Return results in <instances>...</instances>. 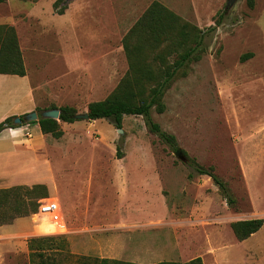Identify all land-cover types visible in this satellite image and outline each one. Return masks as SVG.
Listing matches in <instances>:
<instances>
[{
  "label": "rangeland",
  "instance_id": "obj_1",
  "mask_svg": "<svg viewBox=\"0 0 264 264\" xmlns=\"http://www.w3.org/2000/svg\"><path fill=\"white\" fill-rule=\"evenodd\" d=\"M57 1L0 3V26L15 30L26 70L25 78L0 75V122L52 107L83 114L116 89L106 80L113 53L94 39L80 34L81 64L63 61L65 43L81 28L95 32L104 9L112 27L123 19L124 32L157 1L204 31L205 52L176 72L162 98L164 112L150 110L174 146L141 116H124L120 129L108 120L58 122L59 139L26 122L0 134V190L43 187L26 199L36 203L35 213L4 225L0 264H30L27 240L34 237L53 239L58 250L47 259L55 264L186 263L197 257L203 264H264V224L244 241L230 227L264 222V0H254L252 9L237 0L227 10L228 0ZM125 7L130 14L123 17ZM175 51L166 64L181 49ZM178 149L185 161L175 155ZM197 166L213 170L233 205ZM44 199L59 202L65 233L38 214Z\"/></svg>",
  "mask_w": 264,
  "mask_h": 264
},
{
  "label": "trees",
  "instance_id": "obj_2",
  "mask_svg": "<svg viewBox=\"0 0 264 264\" xmlns=\"http://www.w3.org/2000/svg\"><path fill=\"white\" fill-rule=\"evenodd\" d=\"M59 1L55 4H59ZM2 2L4 0H0V3ZM246 3L248 8L254 7V0H247ZM64 9L58 14L61 15ZM220 24L221 16L215 21V25L209 29V32L215 31V28ZM122 46L128 62V71L116 89L105 100L88 105L89 120H108L113 126L120 129L124 116H141L145 119L146 125L152 133L156 134L161 141L174 146L175 138L163 132L159 125L151 121L150 110L155 108L159 114H162L165 108L162 98L176 72L186 64L200 60L201 55L205 52L204 31L183 21L164 5L154 1L124 36ZM177 48L181 49L177 59L170 65L166 64V57L176 52ZM150 56L151 60L148 62ZM251 57L252 54L249 53L243 55L240 60L244 62ZM0 75L20 78L26 75L15 30L7 25L0 26ZM51 109L57 108L52 107L49 110ZM58 109L60 111L59 121L44 119L39 115L37 121L28 124L38 125L42 134H49L55 139H59L63 133L58 122L73 123L76 121L73 118L76 112L67 106ZM14 119L15 117H7L0 122V134L7 129L20 127L13 124ZM197 173L208 176L228 204L233 205L235 203L225 183L214 174L211 168L206 170L197 166ZM40 188L43 187H14L0 190V227L11 224L17 218L35 213L37 210L36 203L26 199H30ZM263 224L262 219H250L233 222L230 227L236 239L244 241L257 233ZM52 242L51 237L28 239L27 248L30 252V264H55L47 259L48 252L58 250ZM98 264L119 263L102 259ZM158 264L203 263L201 258L197 257L186 263L161 262Z\"/></svg>",
  "mask_w": 264,
  "mask_h": 264
},
{
  "label": "crops",
  "instance_id": "obj_3",
  "mask_svg": "<svg viewBox=\"0 0 264 264\" xmlns=\"http://www.w3.org/2000/svg\"><path fill=\"white\" fill-rule=\"evenodd\" d=\"M104 10L106 14L104 19L102 21H100V18L97 21L95 20L96 22L94 25L95 32L89 31L87 29L85 30V28L83 29L81 28L78 34L73 35L72 39H74V41L72 42L69 41L65 43L64 50H63V53H64L63 61L72 62L73 65H76L78 63L81 64L83 60L82 52L78 51L80 47L79 40H81L80 34L83 38H86L88 40L94 39L93 41H96L95 43H97L98 45H102L104 49L108 50L111 54L113 53L111 66L106 71V80H107V83L110 85H118L120 80L124 77V75L126 74V71L128 70L127 58H126V54L124 52V48L121 42L124 36L128 33V31L130 30L132 26L126 31L121 32L123 23H124L123 19H121L117 24H115L114 27H112L113 24H110L111 23L110 21H113V18L111 17L112 15H109L110 13L109 10L107 9H104ZM112 10L114 9H111V12ZM124 14H127V15L130 14L129 9L126 7L123 10V17H124ZM96 16H98V14H96ZM114 21L116 23L117 16L116 18H114ZM111 41H114L116 43H114V45H109ZM106 43L108 45H105ZM94 52H97V50H95ZM107 61H109V59H107ZM27 93H28V90H27ZM3 228H5V226L0 227V233H3V232L6 233L3 230ZM0 239H3V237H1Z\"/></svg>",
  "mask_w": 264,
  "mask_h": 264
},
{
  "label": "water",
  "instance_id": "obj_4",
  "mask_svg": "<svg viewBox=\"0 0 264 264\" xmlns=\"http://www.w3.org/2000/svg\"><path fill=\"white\" fill-rule=\"evenodd\" d=\"M236 1L237 0H228L227 4L225 6V10L232 7ZM39 115L41 116V118H44V119H52V120L59 121L60 111H59V109H51V110L43 111L40 114H38L36 112H31V113L24 115L22 118L21 117H15V119L13 120V123L15 125H18V124H21L22 122H26V123L34 122V121L38 120ZM73 118L76 121H78V120H89V116H88L87 112L83 113V114H76ZM119 133L122 134V131L119 130ZM175 155L181 161H185V158H184L180 149H178L176 151Z\"/></svg>",
  "mask_w": 264,
  "mask_h": 264
},
{
  "label": "built area",
  "instance_id": "obj_5",
  "mask_svg": "<svg viewBox=\"0 0 264 264\" xmlns=\"http://www.w3.org/2000/svg\"><path fill=\"white\" fill-rule=\"evenodd\" d=\"M38 214L48 218L50 224L56 229V233H65V221L58 201L41 200L38 205Z\"/></svg>",
  "mask_w": 264,
  "mask_h": 264
}]
</instances>
